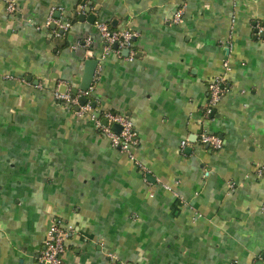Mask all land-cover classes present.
Segmentation results:
<instances>
[{"label": "crops", "instance_id": "crops-1", "mask_svg": "<svg viewBox=\"0 0 264 264\" xmlns=\"http://www.w3.org/2000/svg\"><path fill=\"white\" fill-rule=\"evenodd\" d=\"M14 1L10 15L0 0V264H41L56 221L76 229L63 264H264V0ZM51 13L71 23L64 36ZM83 15L133 31L135 57L99 60ZM87 37L93 57L77 46ZM88 59L93 103L131 119L144 170L55 102ZM224 73L229 92L206 116ZM204 131L223 148L200 145Z\"/></svg>", "mask_w": 264, "mask_h": 264}, {"label": "built area", "instance_id": "built-area-1", "mask_svg": "<svg viewBox=\"0 0 264 264\" xmlns=\"http://www.w3.org/2000/svg\"><path fill=\"white\" fill-rule=\"evenodd\" d=\"M4 1L6 5V11L10 15L16 14L17 6L15 1ZM83 8L84 7H82L81 10H83ZM183 14V9L179 10L174 17V22L179 23L182 20ZM46 25H55L57 30L53 31V35H57L58 37L64 36L71 28V23H62L55 19L54 13H51ZM95 27L105 44L103 54L99 60L104 59L105 56L110 52H114L119 57H122V52L124 50L130 51V56L126 60H132L135 57V52L132 50V46L137 35L133 31L113 30L105 22H96ZM259 31L263 32V30ZM93 45V38L87 37L83 39L82 42H79L77 46L84 48L86 52L93 57ZM115 45H117L116 49H114ZM224 69L225 73L230 70L228 62L224 63ZM100 73L101 69L99 67L96 70V75H99ZM225 73L213 78L209 83L208 109L205 111L206 116H209L212 108L220 103L229 92L227 76ZM93 89L94 86H92L87 91L78 90L77 93H74L72 87L63 83H59L53 91V98L56 103L60 105H66L73 109L74 113L78 117H89L94 123L95 127L114 148H117L122 153L129 155L130 158L136 162L137 166L144 170V167L136 160L133 154L134 149L139 147L140 143L139 136L134 128L133 122L126 115L116 114L113 112L101 113L98 111L91 98ZM82 99H86L85 104H81ZM115 125H118L121 128L120 132H116L114 130L113 127ZM198 141L203 147L213 150H220L224 146L223 138H221L219 135L210 134L205 131L199 134ZM186 146L187 142L184 141L181 144L182 152L185 150ZM256 174L259 177H264V164L257 167ZM75 231L76 229L74 226H65L61 221H56L47 232V237L39 256V262L41 264H63L64 256L67 252V242L75 233Z\"/></svg>", "mask_w": 264, "mask_h": 264}, {"label": "water", "instance_id": "water-1", "mask_svg": "<svg viewBox=\"0 0 264 264\" xmlns=\"http://www.w3.org/2000/svg\"><path fill=\"white\" fill-rule=\"evenodd\" d=\"M86 12L89 13L90 9L89 8L86 9ZM79 18H80L81 22H85L87 20L88 23H90L92 25H94L97 21L95 16H90L88 19H86V16L83 15V16H80ZM257 33H258V31H257ZM260 36H263V35H260ZM114 48L116 49L117 45H115ZM124 54L128 55L129 50H125ZM98 66H99V61L97 59H88L86 61L85 66H84V70H83V75H82L80 87H79V89H74V93H77L78 90L87 91L93 86L95 75H96V70H97ZM85 102H86V99L81 100V104H85ZM113 128L116 132L121 131V128L118 125H115Z\"/></svg>", "mask_w": 264, "mask_h": 264}]
</instances>
